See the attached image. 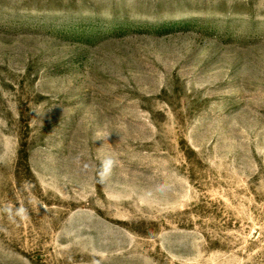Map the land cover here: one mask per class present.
<instances>
[{
    "label": "rangeland",
    "instance_id": "1",
    "mask_svg": "<svg viewBox=\"0 0 264 264\" xmlns=\"http://www.w3.org/2000/svg\"><path fill=\"white\" fill-rule=\"evenodd\" d=\"M0 264H264V0H0Z\"/></svg>",
    "mask_w": 264,
    "mask_h": 264
},
{
    "label": "clouds",
    "instance_id": "2",
    "mask_svg": "<svg viewBox=\"0 0 264 264\" xmlns=\"http://www.w3.org/2000/svg\"><path fill=\"white\" fill-rule=\"evenodd\" d=\"M113 166V161L112 160H106L103 163V170L100 172V179L101 181L104 180L106 175L110 172L111 168ZM6 211L9 214L10 219H14L13 214H12V209L8 208ZM16 216H19L21 219L26 218V210L23 207L17 208L15 212Z\"/></svg>",
    "mask_w": 264,
    "mask_h": 264
}]
</instances>
